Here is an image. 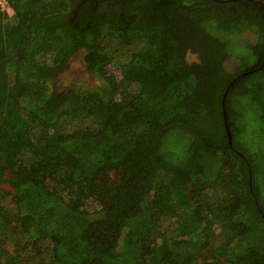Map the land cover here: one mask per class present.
Wrapping results in <instances>:
<instances>
[{"label":"trees","instance_id":"16d2710c","mask_svg":"<svg viewBox=\"0 0 264 264\" xmlns=\"http://www.w3.org/2000/svg\"><path fill=\"white\" fill-rule=\"evenodd\" d=\"M9 2L0 264H264V0Z\"/></svg>","mask_w":264,"mask_h":264},{"label":"rangeland","instance_id":"374dc122","mask_svg":"<svg viewBox=\"0 0 264 264\" xmlns=\"http://www.w3.org/2000/svg\"><path fill=\"white\" fill-rule=\"evenodd\" d=\"M195 55H191V58H194ZM226 66L231 70L236 66V61L231 60L226 63ZM110 70L112 69L114 73L119 76L121 73L115 64L109 66ZM111 70V71H112ZM87 83L91 85H96L99 82V78L96 75L87 71L85 64L83 63L81 57L75 56L71 60L67 69L60 74L59 85L69 86L73 83ZM103 181L110 182L114 178V174L111 171H105L101 174Z\"/></svg>","mask_w":264,"mask_h":264},{"label":"built area","instance_id":"2783aa9c","mask_svg":"<svg viewBox=\"0 0 264 264\" xmlns=\"http://www.w3.org/2000/svg\"><path fill=\"white\" fill-rule=\"evenodd\" d=\"M0 8L1 10L6 11L9 14L13 12L9 0H0Z\"/></svg>","mask_w":264,"mask_h":264},{"label":"water","instance_id":"95a60500","mask_svg":"<svg viewBox=\"0 0 264 264\" xmlns=\"http://www.w3.org/2000/svg\"><path fill=\"white\" fill-rule=\"evenodd\" d=\"M229 138H230V141H231V135H230V137H229Z\"/></svg>","mask_w":264,"mask_h":264}]
</instances>
